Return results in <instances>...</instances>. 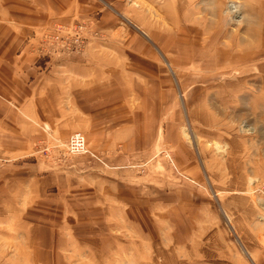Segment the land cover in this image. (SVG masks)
Segmentation results:
<instances>
[{
  "label": "rangeland",
  "instance_id": "obj_1",
  "mask_svg": "<svg viewBox=\"0 0 264 264\" xmlns=\"http://www.w3.org/2000/svg\"><path fill=\"white\" fill-rule=\"evenodd\" d=\"M95 1L40 31L38 61L94 35L116 92L86 99L108 105L116 144L141 116L147 144L82 132L88 151L69 153L71 133L43 123L66 98H28L0 71V264H264V0Z\"/></svg>",
  "mask_w": 264,
  "mask_h": 264
},
{
  "label": "crops",
  "instance_id": "obj_2",
  "mask_svg": "<svg viewBox=\"0 0 264 264\" xmlns=\"http://www.w3.org/2000/svg\"><path fill=\"white\" fill-rule=\"evenodd\" d=\"M94 10L100 11L95 0H0V71L11 72L6 77L7 80L17 88L22 87L19 91L23 93L24 86L27 87L28 84L33 89L32 97L28 98H66L70 112L67 116L56 114L49 120L48 114L44 113L43 123L47 126L52 124L53 135L67 136L74 130H80L86 135L90 146H100L103 150L116 147L121 149L119 151H141L147 144L146 138L143 143L141 134L148 133L146 126H142L141 116L134 114L135 117L129 121L121 120V130L123 127L128 128L130 131L125 136H129H124L116 144V120L114 117L111 120L102 113L107 110L108 105L93 106L86 99L115 98L116 92L114 82L117 71L113 64L98 61L97 48L94 47L95 42H92L94 35H88L85 47L78 53L38 61L42 29L53 23L69 24L76 18L86 17ZM18 97L20 98L19 94L12 96ZM134 98L140 97L137 95ZM37 120L39 119L36 118ZM37 123L40 126L39 121ZM109 134L113 136L112 139L108 137ZM101 135H104L106 145H98ZM130 181L131 176L124 178L125 185ZM114 182L116 183L115 179L111 181L113 184ZM119 183L120 180L117 184ZM146 187L147 185L142 187L139 184L136 188L130 183L125 189H129L131 198H137L140 196L139 191L146 194Z\"/></svg>",
  "mask_w": 264,
  "mask_h": 264
},
{
  "label": "built area",
  "instance_id": "obj_3",
  "mask_svg": "<svg viewBox=\"0 0 264 264\" xmlns=\"http://www.w3.org/2000/svg\"><path fill=\"white\" fill-rule=\"evenodd\" d=\"M72 41L76 45H80V43L82 42L81 36L79 34V29H75ZM66 149L69 153L72 154H80L87 152L88 148L84 134L80 131L72 132L66 143Z\"/></svg>",
  "mask_w": 264,
  "mask_h": 264
}]
</instances>
